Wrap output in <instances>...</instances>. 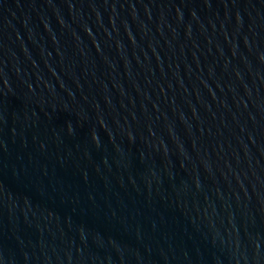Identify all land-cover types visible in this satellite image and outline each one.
<instances>
[{
  "label": "water",
  "instance_id": "water-1",
  "mask_svg": "<svg viewBox=\"0 0 264 264\" xmlns=\"http://www.w3.org/2000/svg\"><path fill=\"white\" fill-rule=\"evenodd\" d=\"M0 264H264V0H0Z\"/></svg>",
  "mask_w": 264,
  "mask_h": 264
}]
</instances>
